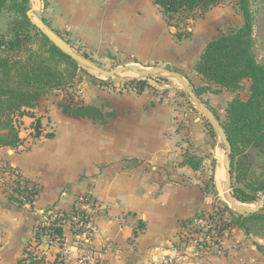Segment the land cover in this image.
<instances>
[{
  "label": "crops",
  "instance_id": "obj_1",
  "mask_svg": "<svg viewBox=\"0 0 264 264\" xmlns=\"http://www.w3.org/2000/svg\"><path fill=\"white\" fill-rule=\"evenodd\" d=\"M39 5L42 21L70 48L95 60L119 56L130 65L169 66L189 76L186 89V84L191 90L210 87L201 97L213 108L203 104L218 120L216 111L226 115L234 97L208 83L195 66L220 30L234 26L235 4L203 11L181 37L154 0H39ZM133 91L112 99L105 122L65 113L58 101L49 107L45 97L32 109L34 116L22 118L24 142L0 147V166L32 180L34 196L0 193V264H18L38 244L37 227L48 224L51 214L71 211L83 196L99 205L91 246L105 250L106 264H153L172 255L184 221L222 206L225 146L198 103L188 93L194 111L149 87ZM34 120L41 122L37 137ZM63 229L61 241L49 244L40 236L49 264H77V237L68 226ZM256 258L264 264V256ZM231 263L230 256L213 255L202 264ZM180 264L200 263L192 258Z\"/></svg>",
  "mask_w": 264,
  "mask_h": 264
},
{
  "label": "rangeland",
  "instance_id": "obj_2",
  "mask_svg": "<svg viewBox=\"0 0 264 264\" xmlns=\"http://www.w3.org/2000/svg\"><path fill=\"white\" fill-rule=\"evenodd\" d=\"M245 1L252 19V37L256 60L258 63H264V0ZM222 3L235 4V13L240 14L243 21H239L238 23L234 13V26L225 27L224 30H220L219 35L238 29L244 24V17L240 7L242 4L241 0H223ZM39 6V0H30L27 4L23 0H6L4 6L0 9V40L3 38H14L17 29H22L24 33H38V30L26 26L27 20L24 16L26 15L32 21L34 20L42 25H46L41 19V11L38 10ZM24 8H26L25 11H23ZM202 12V10H197V12L196 10L185 11L175 15L171 22L177 27V33L183 35L189 34L188 29L192 27V20L196 19V16L201 15ZM38 29L40 32L42 31V28L38 27ZM41 41L40 36L34 38L32 41L28 42L24 48L18 51H10L0 45V57L24 60L31 55L32 51H45L44 48L37 50L41 45ZM71 49L76 54L92 62L104 71L109 72L118 67L130 65L122 62L119 56L95 60L85 52L78 51L76 48ZM51 68L52 70H56V73L60 75L59 77H61L65 83L61 85L59 89L48 90L42 95L41 98H47L49 103L47 105H49V107L51 106L50 102L55 104L57 101L61 108L62 104L80 106L88 103V105L99 108L105 117L108 116L112 109V99L122 97L126 94H132L134 92L132 82L138 83L144 80L149 84V88L159 91V94L165 95L170 99L172 97L174 103L176 102L181 106L185 105L189 110L191 108L196 111L195 108H192L191 104H194V102L190 99L184 85V83H187L189 76L179 75L176 77L173 73H177L178 71L169 66L152 65V67H144L143 65L137 64L136 71L127 69L117 73L114 77H108L90 66L78 63L72 58L57 57L51 60ZM138 68L143 69L144 72H142V74H137ZM155 69L163 70L161 72H156ZM189 80L192 84L193 81L191 79ZM248 83L247 81H243L239 89L233 91L228 90V92H230L234 98L240 97L241 99H247L250 93ZM192 86H194V84H192ZM192 91L195 93L196 88L194 87ZM168 94L172 95L169 96ZM216 113L218 114L221 124H225L227 121V112L225 116L220 111H216ZM259 116L263 123L264 133V108H262ZM35 121L36 120H34V122ZM5 131L3 125L0 124V134H5ZM232 156L234 158V165L232 166L231 191L229 195L232 197L233 202L229 199L228 193H225L226 188L223 189L224 184L221 186L220 182H218L219 186L223 189L222 206L217 209L220 218L217 220L216 228L220 230L217 235L220 241V253L214 254L210 253L211 251L208 253L199 251V253L194 256L190 255L189 250L183 247V249L179 251L180 255L178 258L174 257L173 262L169 261V263L164 264H180L181 261H189L192 258L196 259V262L202 264L206 262V260L208 261L213 255L230 256L234 261V263L231 264H258L261 262L257 261L256 257L264 256V206L259 212L252 214L241 212L240 209L256 208L260 205L261 201L264 202V189H261V186L264 185V141L258 148L250 149L249 146H246L239 140V142H236V150L233 152ZM235 187L243 189L249 195H256V200L251 203H243L233 198ZM232 212L242 216L235 218L231 214ZM249 215L253 216L246 219L245 217ZM181 240L183 242L182 237ZM153 264L156 263L154 262Z\"/></svg>",
  "mask_w": 264,
  "mask_h": 264
},
{
  "label": "trees",
  "instance_id": "obj_3",
  "mask_svg": "<svg viewBox=\"0 0 264 264\" xmlns=\"http://www.w3.org/2000/svg\"><path fill=\"white\" fill-rule=\"evenodd\" d=\"M6 0H0V9L4 6ZM29 3L30 0H23ZM223 0H154L168 18L173 19L175 15L185 11L202 10L220 4ZM241 11L244 17V24L228 33L220 34L215 37L206 47L205 51L198 60L195 69L210 84H216L221 88L228 90H237L245 80H250L249 96L247 99L235 97L227 106V121L222 124L228 140L232 146L231 154V173L233 163V152L236 150V142L241 140L250 149H256L263 144L264 133L263 123L260 119V112L264 108V63H258L254 52V43L252 37V19L250 11L245 0H241ZM24 8L23 11H25ZM27 27L38 30V33H24L22 29L15 31L14 38L0 40V45L10 51L24 48L28 42L34 38L41 37L39 49L45 51H32L31 55L24 60L10 59L0 57V124L6 130L5 134H0V147L17 148L23 144L24 139L20 136L23 126L22 118L26 115L34 116L30 111L37 105L39 99L51 89H59L65 81L59 77L56 70L51 68V60L57 57L71 58L61 51L38 26L26 15ZM181 33H177L181 37ZM57 78V80H56ZM132 87L138 92L149 87L147 81L132 82ZM211 90L210 87H202L196 90L200 100L209 108L211 104L203 97V91ZM214 94L219 90H212ZM65 113L77 117L91 118L105 122L102 111L92 105L73 106L71 104H62ZM41 122L39 120L34 124L33 135L40 136ZM47 136L51 137L52 134ZM264 189V185L261 186ZM238 201L251 203L256 200V195H249L241 188H234V195ZM32 202V201H31ZM74 211V210H73ZM67 214L66 211H58ZM219 214V213H218ZM235 218L242 215L231 213ZM253 215L246 216L249 218ZM50 215V224L43 225L40 228L48 230L49 240L61 241L64 236L62 225L52 220ZM36 240L41 243L40 231L37 230ZM18 264H49L45 257H39L35 247H29L19 259ZM57 264V261L53 262Z\"/></svg>",
  "mask_w": 264,
  "mask_h": 264
},
{
  "label": "built area",
  "instance_id": "obj_4",
  "mask_svg": "<svg viewBox=\"0 0 264 264\" xmlns=\"http://www.w3.org/2000/svg\"><path fill=\"white\" fill-rule=\"evenodd\" d=\"M34 186V182L23 177L19 171L0 166V193L16 195L24 200L27 198L31 199L34 196ZM98 212V203L88 196H83L79 198L76 206L71 211H68L67 214L59 213L57 215L56 212L52 217V220L58 218L57 223L62 225V227L68 226L77 237V243L80 245L77 264H106L105 250L91 246L92 235L96 229L95 217ZM219 216L216 210L211 214L199 215L184 221L181 227L183 242L180 239L176 245H172V255L170 254L155 263L173 262V258L179 257V251L183 247L189 250L190 255L194 256L199 251H205V253L211 251L210 253L214 254L220 253V241L217 236L220 230L216 229ZM41 226L43 225L37 227L40 231V236L46 238L49 244L53 243L54 241L49 240L48 230L41 229ZM40 245L41 243L36 245V253L39 257H45V250Z\"/></svg>",
  "mask_w": 264,
  "mask_h": 264
},
{
  "label": "water",
  "instance_id": "obj_5",
  "mask_svg": "<svg viewBox=\"0 0 264 264\" xmlns=\"http://www.w3.org/2000/svg\"><path fill=\"white\" fill-rule=\"evenodd\" d=\"M33 22L40 28H42V32L61 50L63 51L65 54H67L68 56H70L73 60L77 61L78 63L90 66L92 68H94L95 70H98L99 72L105 74L108 77H114L117 73L122 72L124 70L127 69H133L134 71L137 68V65H129V66H121L116 68L113 71H104L103 69L97 67L96 65H94L92 62L88 61L87 59L83 58L82 56L76 54L69 46L68 44L57 34L55 33L52 29H50L47 25H42L36 21L33 20ZM42 25V26H40ZM156 70V69H155ZM154 70V71H155ZM163 69H157L156 72H161ZM170 73V72H169ZM173 75H175L176 77L179 76L176 73H173ZM187 89H188V93L191 95V97L194 99L195 102L198 103V105L201 108L202 113L204 114V116L206 117V119H208V121L210 122V124L214 127V129H216V131L220 134L224 146L226 148V154L224 156V163L227 167V176H226V192L228 194H230L231 191V181H232V173H231V154H232V146L230 141L228 140L226 131L223 127V125L221 124V122L215 117L214 113L207 108L202 101L196 97V94L191 90V88H189L188 84H186ZM230 196V195H229ZM233 205V204H230ZM264 206V202L261 201L260 205L256 208H251V209H240L241 212H247L249 214L252 213H256L259 212Z\"/></svg>",
  "mask_w": 264,
  "mask_h": 264
},
{
  "label": "bare ground",
  "instance_id": "obj_6",
  "mask_svg": "<svg viewBox=\"0 0 264 264\" xmlns=\"http://www.w3.org/2000/svg\"><path fill=\"white\" fill-rule=\"evenodd\" d=\"M136 71V70H135ZM142 72H144V70L143 69H141V68H138V70H137V74L139 73H141L142 74ZM225 166V165H224ZM226 174H227V168H226ZM217 180H218V182H220V184H221V181H223L224 182V178H223V171H222V165H221V163L219 164V166H218V169H217ZM231 200V199H230ZM232 201V200H231Z\"/></svg>",
  "mask_w": 264,
  "mask_h": 264
}]
</instances>
